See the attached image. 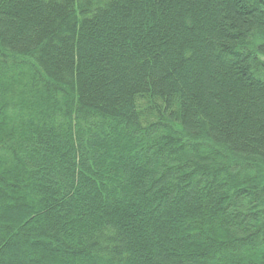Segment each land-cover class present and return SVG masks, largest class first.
Wrapping results in <instances>:
<instances>
[{"label":"trees","instance_id":"1","mask_svg":"<svg viewBox=\"0 0 264 264\" xmlns=\"http://www.w3.org/2000/svg\"><path fill=\"white\" fill-rule=\"evenodd\" d=\"M0 264H264V0H0Z\"/></svg>","mask_w":264,"mask_h":264}]
</instances>
